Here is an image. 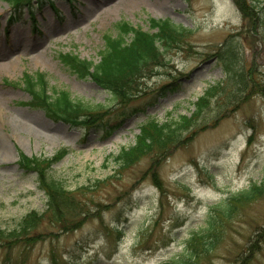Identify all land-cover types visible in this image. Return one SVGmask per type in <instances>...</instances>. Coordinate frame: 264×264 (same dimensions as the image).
Wrapping results in <instances>:
<instances>
[{
  "label": "rangeland",
  "instance_id": "obj_1",
  "mask_svg": "<svg viewBox=\"0 0 264 264\" xmlns=\"http://www.w3.org/2000/svg\"><path fill=\"white\" fill-rule=\"evenodd\" d=\"M241 1L246 16L235 0H0V232L41 214L26 234L0 235V264H162L187 253L193 234L216 240L193 264H264V192L229 217L215 213L222 200L264 184V2ZM151 19L180 34L167 65L139 81L131 99L115 100L58 58L74 52L96 63L118 23L147 31ZM25 73L92 105L98 122L73 125L34 108ZM217 83L222 91L178 142L117 169L111 157L134 144L141 124L190 117ZM63 149L51 174L76 193L54 218L20 160Z\"/></svg>",
  "mask_w": 264,
  "mask_h": 264
},
{
  "label": "trees",
  "instance_id": "obj_2",
  "mask_svg": "<svg viewBox=\"0 0 264 264\" xmlns=\"http://www.w3.org/2000/svg\"><path fill=\"white\" fill-rule=\"evenodd\" d=\"M12 6L29 5L28 0H6ZM254 2L264 0H253ZM241 13L246 16L248 6L241 0H235ZM260 4V3H259ZM249 14V12H248ZM249 16V15H248ZM167 20H150L149 30L144 31L140 26L129 25L126 22L118 23L116 34H106L104 45L99 52L98 62L80 58L74 52L59 54L58 58L73 75L79 79H91L99 88L107 91L115 100L125 101L133 98V91L139 86V81L149 78L156 71L167 65L165 52L175 44L180 31L173 27ZM153 30V32H152ZM25 91L30 95V104L34 108L42 109L49 117L69 122L73 125H94L98 122L93 116V106L81 100L73 99L68 91L50 90L46 77L41 73L24 74L21 80ZM222 91V84L209 86L196 103L190 117L178 116L169 118L159 123L154 119L145 121L139 127V134L135 137L134 144L123 147L112 156L117 169L121 170L134 164L140 158L148 155L152 150L167 148L178 142L183 132L188 130L191 118L210 105V101L217 98ZM91 113V114H90ZM67 154V150H60L50 159H27L21 157L24 168L36 174L38 187L47 198L46 208L55 218H61L66 207H73L75 191L69 190L63 181L56 179L51 174V165L60 161ZM49 161V162H48ZM264 183V182H263ZM86 189V187L80 188ZM264 192V184H251L247 189L240 190L227 199L222 200L215 209L225 217H229L233 209L240 203L249 202ZM71 211V207L69 208ZM72 212V211H71ZM41 220V214L31 211L9 232H0L4 237H17L18 233L31 231ZM214 223H209V231ZM205 246L198 249L196 243ZM216 240L205 241V236L193 234L186 241L187 253L172 257L162 264H193L194 260L202 253L209 252ZM208 244V245H206Z\"/></svg>",
  "mask_w": 264,
  "mask_h": 264
},
{
  "label": "bare ground",
  "instance_id": "obj_3",
  "mask_svg": "<svg viewBox=\"0 0 264 264\" xmlns=\"http://www.w3.org/2000/svg\"><path fill=\"white\" fill-rule=\"evenodd\" d=\"M36 119V118H35ZM36 123L40 126L41 124H42V122L40 121V120H36ZM3 154L5 153V152H2Z\"/></svg>",
  "mask_w": 264,
  "mask_h": 264
}]
</instances>
